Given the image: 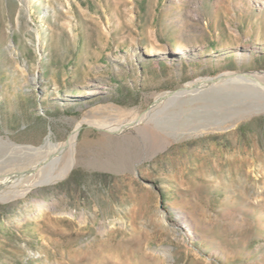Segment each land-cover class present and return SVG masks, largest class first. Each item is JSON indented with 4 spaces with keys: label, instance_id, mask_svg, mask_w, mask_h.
<instances>
[{
    "label": "rangeland",
    "instance_id": "1",
    "mask_svg": "<svg viewBox=\"0 0 264 264\" xmlns=\"http://www.w3.org/2000/svg\"><path fill=\"white\" fill-rule=\"evenodd\" d=\"M226 72L264 73L250 0H0V137L60 143L86 120L66 176L0 199V264H264V111L199 126L232 112L209 98L170 141L89 123Z\"/></svg>",
    "mask_w": 264,
    "mask_h": 264
},
{
    "label": "bare ground",
    "instance_id": "2",
    "mask_svg": "<svg viewBox=\"0 0 264 264\" xmlns=\"http://www.w3.org/2000/svg\"><path fill=\"white\" fill-rule=\"evenodd\" d=\"M250 1L264 8V0ZM213 97L219 100L220 103L224 101L231 102L233 104V107H230V109L233 108L232 112L228 114L220 112L213 119L210 118V120L202 122L199 126L208 127L212 125L213 127H222L233 117L241 115L244 112H249L252 109L264 111V73L226 72L216 77L195 79L176 91H166L157 94L154 103L148 109L133 111L132 116L122 122L117 124L104 122L89 123L113 133L135 132L145 135L146 133H150L152 128H158L166 132L164 139L170 141V137L182 134L179 132L180 127H172L176 125H171L170 127V124L194 108H201V106L202 109L204 106L210 107L211 104L207 103V99ZM201 99H203L201 104L194 103V101H200ZM219 109L222 110V108ZM202 115H205V113ZM206 115L210 114L207 113ZM84 122H86L84 119L80 121L69 138L60 143H55L49 138L40 146H31L16 144L10 139L0 137V199L8 200L24 194L28 189L41 183L54 181L66 176L76 164L78 130ZM16 154L23 156L24 159H28L24 166H22L25 173L26 171L36 170L33 177L26 178L21 183L16 182L19 179L14 176L15 170L9 169L14 162V155ZM65 155L67 157L66 161L59 170L57 167H59L61 158Z\"/></svg>",
    "mask_w": 264,
    "mask_h": 264
},
{
    "label": "trees",
    "instance_id": "3",
    "mask_svg": "<svg viewBox=\"0 0 264 264\" xmlns=\"http://www.w3.org/2000/svg\"><path fill=\"white\" fill-rule=\"evenodd\" d=\"M75 173L71 176V178H74Z\"/></svg>",
    "mask_w": 264,
    "mask_h": 264
},
{
    "label": "water",
    "instance_id": "4",
    "mask_svg": "<svg viewBox=\"0 0 264 264\" xmlns=\"http://www.w3.org/2000/svg\"><path fill=\"white\" fill-rule=\"evenodd\" d=\"M241 73H244V72H241ZM181 88H182V87H181ZM181 88H180V89H181Z\"/></svg>",
    "mask_w": 264,
    "mask_h": 264
}]
</instances>
